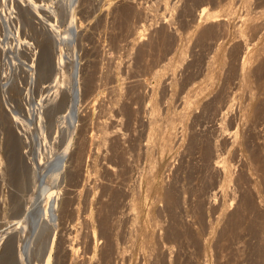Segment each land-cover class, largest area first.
Instances as JSON below:
<instances>
[{"label": "rangeland", "instance_id": "rangeland-1", "mask_svg": "<svg viewBox=\"0 0 264 264\" xmlns=\"http://www.w3.org/2000/svg\"><path fill=\"white\" fill-rule=\"evenodd\" d=\"M263 222L264 0H0V264H264Z\"/></svg>", "mask_w": 264, "mask_h": 264}, {"label": "bare ground", "instance_id": "bare-ground-1", "mask_svg": "<svg viewBox=\"0 0 264 264\" xmlns=\"http://www.w3.org/2000/svg\"><path fill=\"white\" fill-rule=\"evenodd\" d=\"M201 10V9H200ZM206 11V8L204 7V8H202V12H203V14H204V12ZM142 30V29H141ZM140 32H138V34H139ZM143 34V33H142ZM139 36H141V34L139 35ZM140 38V37H139ZM137 39V38H136ZM137 57V56H136ZM135 57V58H136ZM77 66V64H76V61H74V70H77V69H75V67ZM247 69V68H246ZM248 71V70H247ZM75 72V71H74ZM76 72H78V71H76ZM73 75V92H72V94L75 92V81L77 80V74H72ZM79 79V78H78ZM78 81V80H77ZM74 95V94H73ZM72 95V96H73ZM60 97V96H59ZM63 97V96H62ZM76 97V96H75ZM75 97H73V98H75ZM57 101V100H56ZM59 101V100H58ZM73 104L71 105V108H70V119L72 118L73 119V117L75 118V107H74V99H73ZM64 103V102H63ZM60 104V103H59ZM51 106H55V105H51ZM57 107L59 108V106L57 105ZM42 108V107H41ZM49 108V107H48ZM53 110V109H52ZM46 111V110H45ZM57 111V110H56ZM125 111V110H124ZM41 112H42V110H41ZM43 113V112H42ZM52 113V112H51ZM51 113H49V114H51ZM46 114V113H45ZM48 117V116H47ZM51 117V116H50ZM69 119V118H68ZM70 121V120H69ZM73 126V125H72ZM118 133V132H117ZM110 134V133H109ZM106 135V134H105ZM105 135L103 136V137H105ZM113 135V134H112ZM119 135V134H118ZM107 136H109V135H107ZM106 136V137H107ZM108 138H110V137H108ZM114 138V137H113ZM240 138V137H239ZM242 138V137H241ZM94 139V138H93ZM101 139V138H100ZM99 139V140H100ZM111 139V138H110ZM109 139V140H110ZM119 139V138H118ZM105 140V139H104ZM107 140V139H106ZM112 140V139H111ZM115 140V139H114ZM122 140V139H121ZM125 140V139H124ZM97 141V140H96ZM95 141V142H96ZM120 141V140H119ZM123 141V140H122ZM121 141V142H122ZM149 141H151V140H149ZM238 141H239V143H241L242 142V140H240V139H238ZM93 142V141H92ZM101 142H103V141H101ZM101 142L99 143V145H101ZM105 142V141H104ZM103 142V143H104ZM118 142V141H117ZM163 142V141H162ZM110 143H112V142H110ZM110 143H106V144H110ZM165 143V142H164ZM94 144V143H93ZM97 144H98V142H97ZM105 144V145H106ZM148 144H150V142L148 143ZM242 144V143H241ZM240 144V145H241ZM95 145V144H94ZM93 145V146H94ZM117 145V144H116ZM161 145H163V143L161 144ZM165 145H166V143H165ZM165 145H163V147H165ZM91 146V145H90ZM115 146V145H114ZM120 146V145H119ZM239 146V145H238ZM92 147V146H91ZM116 147H118V146H116ZM94 148V147H93ZM112 149H113V146L111 147ZM109 149H110V147H109ZM108 149V150H109ZM114 150V149H113ZM112 150V151H113ZM90 151H92V150H90ZM104 151H106V150H104ZM109 151H111V150H109ZM114 151H116V150H114ZM84 153V152H83ZM86 153V152H85ZM107 153V152H106ZM112 153V152H111ZM206 153V152H205ZM207 154V153H206ZM82 156V155H81ZM99 156V155H98ZM114 156V155H113ZM66 157V154H65V152H64V154L61 156V158H59V163L61 164V162H64L63 160H64V158ZM92 157V156H91ZM115 158H117L116 156H115ZM79 159V158H78ZM60 164H59V166H60ZM63 164V163H62ZM62 167H63V165H62ZM216 167V166H215ZM60 168H61V166H60ZM221 168V167H220ZM60 170V169H59ZM163 172V171H162ZM164 173V172H163ZM149 182V181H148ZM104 183V182H103ZM83 185V184H82ZM81 185V186H82ZM103 185V184H102ZM104 186V185H103ZM162 186V185H161ZM98 187V186H97ZM106 187H107V185H106ZM105 188V187H104ZM154 188H156L155 187V185L154 184H149V185H147L146 186V188L144 189V190H142L140 193H141V195H146V197H147V195H149L151 192H152V190L154 189ZM84 190V189H83ZM82 190V191H83ZM106 190V189H105ZM108 190V189H107ZM140 190V189H139ZM105 192V191H104ZM107 195V194H106ZM155 195V197L154 198H156V195L157 194H154ZM163 196V195H162ZM112 197V196H111ZM158 197V196H157ZM161 197V196H160ZM108 198V197H107ZM137 198V197H136ZM157 199V198H156ZM153 200H155V199H153ZM111 201V200H110ZM103 202V201H102ZM105 202V201H104ZM112 202H114V201H112ZM157 202H158V200H157ZM107 203V202H106ZM153 205L154 204H152V206L150 207V208H148V211L147 212H145L144 213V210L143 209H141V207H139V208H137L138 210H137V212H139L140 213V215H141V220H142V225H141V228H142V231H143V234H144V236L145 237H148V239H150L151 238V236H152V234H153V230H152V226H153V222L154 221H156L158 218L156 217L157 215H154L153 213H152V211H153ZM143 206V205H142ZM245 206H247V205H245ZM102 208H104L103 206H101ZM106 207V206H105ZM107 208V207H106ZM109 210H111V209H108V211ZM98 211V210H97ZM107 211V210H106ZM113 211V210H112ZM65 212V211H64ZM75 212V211H74ZM69 213H70V211H69ZM106 213V212H105ZM109 214V213H108ZM138 214V213H137ZM66 215H68V214H66ZM74 215H75V213H74ZM102 215V214H101ZM105 215V214H104ZM65 216V215H64ZM76 216H77V214H76ZM109 216V215H108ZM110 218V217H109ZM107 219H104L103 221V223H106L107 221H106ZM259 220V219H258ZM236 222V221H235ZM257 222V221H256ZM239 223V222H238ZM258 223V222H257ZM261 223V222H260ZM110 224V223H109ZM237 224V223H236ZM252 224H254V223H252ZM256 224V223H255ZM263 224H264V222H263ZM105 225V224H104ZM103 225V226H104ZM237 226V225H236ZM107 227H108V225H107ZM252 227V226H251ZM259 227V226H258ZM260 227H261V225H260ZM103 228V227H102ZM253 228V227H252ZM105 230H106V228H104ZM256 229V228H255ZM258 229V228H257ZM260 230V229H259ZM262 230H263V228H262ZM261 230V231H262ZM250 231V230H249ZM264 231V230H263ZM260 233V232H259ZM105 234H106V232H105ZM111 234V233H110ZM261 235H262V233H261ZM110 236V235H109ZM255 236V235H254ZM107 237V236H106ZM259 238V237H258ZM264 238V237H263ZM108 239V238H107ZM111 239H112V237H111ZM110 239V240H111ZM113 241V240H112ZM263 243V242H262ZM68 245V244H67ZM73 245V244H72ZM107 245H109L108 243H107ZM111 246V245H110ZM112 246H113V244H112ZM112 246L110 247V248H112ZM76 247V246H75ZM107 247V246H106ZM72 248H73V246H72ZM210 248V247H209ZM70 249V248H69ZM76 249V248H75ZM78 250V249H77ZM109 250V249H108ZM112 250V249H111ZM67 251V250H66ZM72 251H75L74 249H72ZM79 251V250H78ZM204 251H205V249H204ZM69 252H71V251H69ZM77 252V251H76ZM104 252H105V250H104ZM111 251H109V253H110ZM208 252H210V251H208ZM260 252V251H259ZM66 253V252H65ZM263 253H264V251H263ZM57 254H58V252H57ZM67 254V253H66ZM108 254V253H107ZM206 254V253H205ZM62 255V254H61ZM69 255H70V253H69ZM68 255V256H69ZM78 255V254H77ZM207 255V254H206ZM262 255V254H261ZM58 256V255H57ZM64 256V255H63ZM107 256V255H106ZM108 256H110V255H108ZM262 256H264V255H262ZM76 257V256H75ZM104 257H105V255H104ZM104 257H103V259H104ZM72 258V257H71ZM73 259V258H72ZM102 259V260H103ZM262 259V258H261ZM260 259V260H261ZM61 260V259H60ZM74 260V259H73ZM108 260H109V257H108ZM107 259H106V261H108ZM64 263V262H63ZM97 263V262H96ZM106 263V262H105ZM256 263V262H255Z\"/></svg>", "mask_w": 264, "mask_h": 264}]
</instances>
